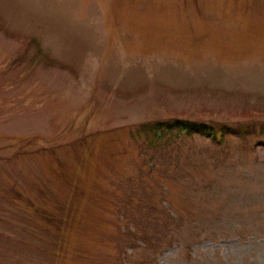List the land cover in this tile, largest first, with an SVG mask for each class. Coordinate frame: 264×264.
<instances>
[{"label":"rangeland","instance_id":"1","mask_svg":"<svg viewBox=\"0 0 264 264\" xmlns=\"http://www.w3.org/2000/svg\"><path fill=\"white\" fill-rule=\"evenodd\" d=\"M0 264H264V0H0Z\"/></svg>","mask_w":264,"mask_h":264},{"label":"trees","instance_id":"2","mask_svg":"<svg viewBox=\"0 0 264 264\" xmlns=\"http://www.w3.org/2000/svg\"><path fill=\"white\" fill-rule=\"evenodd\" d=\"M151 129L155 132L156 136L161 138L164 133L168 132L169 134L174 131L181 133L183 132L186 134H199V135H209L212 139H218L220 135H225V133H231L232 129L228 128L227 126H209L207 124H196L192 122H179L176 120L175 122H156L153 123Z\"/></svg>","mask_w":264,"mask_h":264}]
</instances>
